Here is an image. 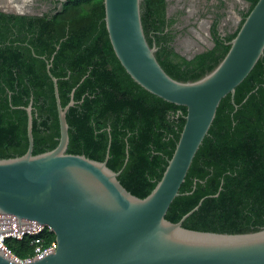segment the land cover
<instances>
[{
  "label": "trees",
  "instance_id": "obj_1",
  "mask_svg": "<svg viewBox=\"0 0 264 264\" xmlns=\"http://www.w3.org/2000/svg\"><path fill=\"white\" fill-rule=\"evenodd\" d=\"M245 1L249 7L237 29L222 37L215 21L213 48L187 60L175 51V19L167 18L166 0H141L144 35L165 73L179 82H193L213 71L257 2ZM55 11L43 16L0 12V159L26 152L25 108L30 102L32 153L56 147L59 125L46 70L49 61L62 106L73 91L75 103L66 114L67 153L103 161L109 146L107 166L120 171L117 179L127 191L144 198L171 158L185 108L151 95L125 72L108 39L103 0H68ZM233 101L236 108L230 95L220 101L181 195L168 208V221H180L203 199L182 222L184 228L226 234L264 228V54L236 88ZM7 245L19 258L30 255L25 241Z\"/></svg>",
  "mask_w": 264,
  "mask_h": 264
},
{
  "label": "water",
  "instance_id": "obj_2",
  "mask_svg": "<svg viewBox=\"0 0 264 264\" xmlns=\"http://www.w3.org/2000/svg\"><path fill=\"white\" fill-rule=\"evenodd\" d=\"M36 1L0 0V12L21 16L49 13V3ZM67 1L59 0L55 12ZM140 2L103 0V21L112 50L132 81L151 95L185 108L184 125L160 180L147 196L139 198L118 181L120 171L107 166L109 146L103 161L67 153L66 114L75 103L73 91L68 104L62 106L57 79L46 61L58 117V142L52 150L32 153L30 102L25 108L26 152L0 159V233L44 225L52 230L56 249L26 263L15 262L0 250V264H264V228L226 234L182 226L203 199L180 221L165 218L173 200L181 195L180 187L220 101L230 95L237 107L233 101L236 88L264 54V0H257L244 18L217 67L193 82L172 79L157 62L156 48L148 45L144 35ZM206 35L209 44L198 45L191 54L175 51L192 59L213 48L209 32Z\"/></svg>",
  "mask_w": 264,
  "mask_h": 264
},
{
  "label": "flooded vegetation",
  "instance_id": "obj_3",
  "mask_svg": "<svg viewBox=\"0 0 264 264\" xmlns=\"http://www.w3.org/2000/svg\"><path fill=\"white\" fill-rule=\"evenodd\" d=\"M42 0H37L36 4H39ZM46 1L47 3H49L52 8L49 10V12H52L54 10V7H56L59 4V0H43ZM209 1V0H208ZM213 1V4L210 6L209 8V16L211 17V21L209 22L208 26H207V30L206 32L211 31V28L214 24L215 21H217L216 23V29L218 30V32L220 33V35L222 37H225L226 35L232 33L235 29L236 26L239 25L240 21H239V17L242 18V13L246 12V10L248 9L247 5H241L240 2H236L234 0H211ZM241 1H245V0H241ZM167 2V18H172L174 17L175 21L171 26V34H174V41H173V45L176 49H178L180 52L183 51L184 44L186 45V47L190 48V46L192 47L193 43H190L189 40H193L197 39L198 42H200L199 38L197 37L196 34H194V32L192 33L190 31V28L195 29L197 27L196 22H194V20H189L188 18L193 17L194 15L190 14L187 10V3L184 1L180 2V7H178L176 10L174 11H170V6L174 3V1L172 3H170L169 0L166 1ZM198 2V0L196 1ZM247 2V1H246ZM233 8H238L239 12L238 18H231L229 16V13H231V9ZM228 20V22L230 23V26L232 28V30L225 32L222 30L221 26L224 25V22ZM197 32V31H195ZM190 39H189V38ZM209 39V38H208ZM210 39H211V35H210ZM192 41V42H193ZM204 44V43H202ZM204 46V45H203ZM182 50V51H181ZM184 53V51H183ZM188 52L186 51L185 54H187ZM191 54V53H189Z\"/></svg>",
  "mask_w": 264,
  "mask_h": 264
},
{
  "label": "built area",
  "instance_id": "obj_4",
  "mask_svg": "<svg viewBox=\"0 0 264 264\" xmlns=\"http://www.w3.org/2000/svg\"><path fill=\"white\" fill-rule=\"evenodd\" d=\"M51 233H53L52 230L44 225L21 231L3 232L0 233V250L10 259L19 263L41 259L55 252L56 242L55 239L51 240ZM8 241H15L18 243L25 241L26 247L30 249V255L26 258H19L8 247Z\"/></svg>",
  "mask_w": 264,
  "mask_h": 264
},
{
  "label": "rangeland",
  "instance_id": "obj_5",
  "mask_svg": "<svg viewBox=\"0 0 264 264\" xmlns=\"http://www.w3.org/2000/svg\"><path fill=\"white\" fill-rule=\"evenodd\" d=\"M170 3H172L174 1V3L170 6V11H174L176 10L178 7H180V2L184 1L187 3V10L190 14L194 15L193 17L190 16V18H188L189 20H194V22H196L197 27L195 29L190 28V31L193 33L195 31H197L199 34H196L197 37L199 38L200 42H198L197 39L195 40V43L192 42L191 40L190 43H193L192 47L190 46V48L186 47V45L184 44V53H186V51L189 53H192L194 51H196L200 46L202 47V45L204 44H209V39L206 35V30H207V26L209 24V22L211 21V17L209 16V8L210 6L213 4V1L211 0H198V2H196L197 0H169ZM236 2H240L241 5H244L245 3H243L241 0H234ZM238 8H233L231 9V13H229L230 19L233 18H238ZM207 25V26H206ZM222 30L225 32H228L231 30V26L230 23L228 22V20H226L224 22V25L221 26ZM189 38V37H188ZM190 39V38H189ZM201 42H203L204 44H201ZM200 45V46H198ZM182 51V50H181ZM182 51V52H183Z\"/></svg>",
  "mask_w": 264,
  "mask_h": 264
},
{
  "label": "crops",
  "instance_id": "obj_6",
  "mask_svg": "<svg viewBox=\"0 0 264 264\" xmlns=\"http://www.w3.org/2000/svg\"><path fill=\"white\" fill-rule=\"evenodd\" d=\"M194 33L199 34L198 32H194Z\"/></svg>",
  "mask_w": 264,
  "mask_h": 264
}]
</instances>
